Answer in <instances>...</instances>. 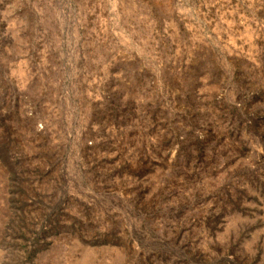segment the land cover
<instances>
[{"label":"rangeland","instance_id":"374dc122","mask_svg":"<svg viewBox=\"0 0 264 264\" xmlns=\"http://www.w3.org/2000/svg\"><path fill=\"white\" fill-rule=\"evenodd\" d=\"M0 264H264V0H0Z\"/></svg>","mask_w":264,"mask_h":264},{"label":"water","instance_id":"95a60500","mask_svg":"<svg viewBox=\"0 0 264 264\" xmlns=\"http://www.w3.org/2000/svg\"><path fill=\"white\" fill-rule=\"evenodd\" d=\"M1 261V260H0Z\"/></svg>","mask_w":264,"mask_h":264}]
</instances>
